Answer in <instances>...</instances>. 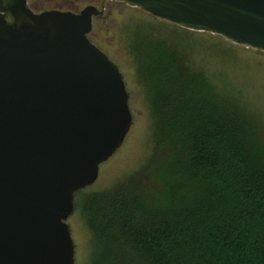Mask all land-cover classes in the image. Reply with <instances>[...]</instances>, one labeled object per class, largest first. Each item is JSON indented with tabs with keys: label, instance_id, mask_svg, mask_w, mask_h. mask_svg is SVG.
Returning <instances> with one entry per match:
<instances>
[{
	"label": "water",
	"instance_id": "95a60500",
	"mask_svg": "<svg viewBox=\"0 0 264 264\" xmlns=\"http://www.w3.org/2000/svg\"><path fill=\"white\" fill-rule=\"evenodd\" d=\"M156 19L264 52V0H115ZM0 264H76L74 195L132 124L118 66L79 12L0 0Z\"/></svg>",
	"mask_w": 264,
	"mask_h": 264
},
{
	"label": "trees",
	"instance_id": "16d2710c",
	"mask_svg": "<svg viewBox=\"0 0 264 264\" xmlns=\"http://www.w3.org/2000/svg\"><path fill=\"white\" fill-rule=\"evenodd\" d=\"M145 46L154 148L84 204L88 228L107 247L100 261L113 264L116 250L127 253L123 264H264L260 122L177 52Z\"/></svg>",
	"mask_w": 264,
	"mask_h": 264
},
{
	"label": "rangeland",
	"instance_id": "374dc122",
	"mask_svg": "<svg viewBox=\"0 0 264 264\" xmlns=\"http://www.w3.org/2000/svg\"><path fill=\"white\" fill-rule=\"evenodd\" d=\"M100 0H27L35 12L49 9L79 10ZM102 15L94 16L89 40L119 68L129 94L130 129L117 151L99 166L96 180L74 195V209L66 222L74 243L76 264H102L106 245L96 239L84 217V204L93 192L113 188L139 169L154 148V117L150 91L141 71L145 45L160 42L192 68L200 70L224 94L240 99L261 124L264 140V52L237 45L222 36L189 30L159 20L124 2L107 1ZM120 247L119 245L114 246ZM127 253L108 255L113 264L127 262Z\"/></svg>",
	"mask_w": 264,
	"mask_h": 264
},
{
	"label": "flooded vegetation",
	"instance_id": "af4514ba",
	"mask_svg": "<svg viewBox=\"0 0 264 264\" xmlns=\"http://www.w3.org/2000/svg\"><path fill=\"white\" fill-rule=\"evenodd\" d=\"M107 1H115V0H100V7L95 6L94 3L88 4V5L95 6L97 9H99V10L101 11V13L98 14V15H96V16H99V15H102V14H103V12H104V8H105L104 3L107 2ZM118 2H120V1H118ZM88 5H86V6H88ZM84 7H85V6H84ZM84 7H82L81 9H83ZM81 9H79V10L67 9V10H70V11H73V12H79ZM59 10H60V9H59ZM93 17H94V16H93ZM93 17H92V19H93Z\"/></svg>",
	"mask_w": 264,
	"mask_h": 264
},
{
	"label": "clouds",
	"instance_id": "9594fccd",
	"mask_svg": "<svg viewBox=\"0 0 264 264\" xmlns=\"http://www.w3.org/2000/svg\"><path fill=\"white\" fill-rule=\"evenodd\" d=\"M0 17H4L5 19H7L9 22L12 21V15L11 13H6L4 11H0Z\"/></svg>",
	"mask_w": 264,
	"mask_h": 264
}]
</instances>
